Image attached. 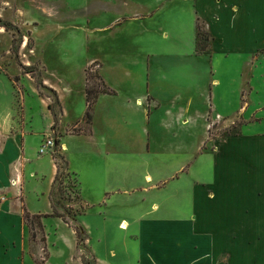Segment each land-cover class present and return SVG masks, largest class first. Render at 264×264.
<instances>
[{
	"label": "rangeland",
	"instance_id": "374dc122",
	"mask_svg": "<svg viewBox=\"0 0 264 264\" xmlns=\"http://www.w3.org/2000/svg\"><path fill=\"white\" fill-rule=\"evenodd\" d=\"M217 16H198L189 0H0V135L19 152L4 160L0 208L11 205L0 222V264H135L136 240L112 213L138 211L152 194L187 191L191 177L200 179L233 146L264 147V34L237 44L240 22L233 27L221 16L216 23ZM196 25L213 37L210 56L193 48ZM87 89L115 92L98 95L89 124ZM230 130L244 143L226 142L239 137H225ZM66 135L78 136L66 137L65 153ZM47 139L56 146L39 155ZM24 145L34 167L21 157ZM50 155L59 169L51 183ZM261 167L255 196L264 193ZM253 217L249 233L240 231L249 222L239 221L243 240L264 238V215ZM242 245L240 254L264 264L262 244Z\"/></svg>",
	"mask_w": 264,
	"mask_h": 264
},
{
	"label": "crops",
	"instance_id": "0c3cea01",
	"mask_svg": "<svg viewBox=\"0 0 264 264\" xmlns=\"http://www.w3.org/2000/svg\"><path fill=\"white\" fill-rule=\"evenodd\" d=\"M189 1L193 3V11L196 9L197 15L207 21H214L212 16L217 13L216 23H219L221 16L233 23V27L235 23L240 22L238 25H242V31H237L238 34L242 33V39L238 41L235 38L237 44L246 42L243 35L249 39V33L252 35V32L256 31L258 33L261 30V35L264 34V0ZM200 5L206 7L204 12L199 13ZM230 7L233 9H230ZM193 13L195 15V12ZM194 45L195 42L193 43V48H195ZM143 99L145 98H135L134 101L129 99L128 103L134 102L137 105ZM87 135V140L94 143L95 134L91 132V134ZM68 136L74 137L78 135H66L62 138L61 145L65 153L68 149L66 144V137ZM2 137L4 135H0V186L4 185L3 172L7 167L9 168V165H6L4 160L8 157L11 163L19 156L18 149L17 151L15 149L16 143L10 138L4 139ZM229 139H233L231 140L232 142L239 139L237 142L244 143L242 136L227 138L225 141L230 142ZM223 142H218L212 152L219 155ZM260 144H256L257 150L253 147L248 149L239 148L238 145L237 147L233 146L232 153L224 157L219 164L215 162L214 165L208 167L207 172H204L200 179L191 177L190 185L185 192L175 190L168 196L152 194L147 197L150 199L148 204L138 209V211L122 210L121 214L120 212L112 213L111 215H116L120 218L118 224L126 238L136 240V249L132 252L136 257L135 264L258 263L256 256L255 260H253L252 257L245 258V256L240 254V248L243 247L242 244L244 242L250 246L262 244V248H264V238L258 235L260 233L256 235L251 233L249 241H246L242 239V234L238 231L240 230L239 221L249 222L244 225L240 224L242 229L240 231L245 234L251 232L256 225L253 214L264 215V193H258L255 196L251 189V184L257 180L259 168L261 169V165H264V155L259 151V149L264 147L260 146ZM26 147L24 145V155L21 154V157L26 162L25 165L29 166L33 164V158L28 159L25 157L30 151ZM223 149L224 146L221 148L222 152ZM46 157L36 160V165L43 166L42 162L45 161ZM49 157L50 161L46 160V169L49 170V183H51L57 174V168L53 163L50 165V162L53 161L51 155ZM30 166L34 167V165ZM192 167L189 168L190 171L193 169ZM68 170L75 176L77 175L69 169V160ZM90 172L95 173L97 171L94 168ZM47 175L49 176V174ZM46 178L47 176L44 179ZM171 181L179 180L176 178ZM108 193L112 195L114 192ZM42 197L46 200L49 210L51 204L47 199L46 192L42 193ZM113 199L108 198L107 203L104 201V205H110ZM146 200L148 199H143V201ZM10 205L8 202L1 206L0 222H2V216ZM48 210L46 211L47 213ZM22 214H24V209ZM101 214H104V212ZM21 217L23 219V216ZM13 219L18 221L21 229L20 210L16 215H13ZM80 223L79 221L78 227L80 226L81 229L85 230ZM263 229L260 232H264Z\"/></svg>",
	"mask_w": 264,
	"mask_h": 264
},
{
	"label": "trees",
	"instance_id": "16d2710c",
	"mask_svg": "<svg viewBox=\"0 0 264 264\" xmlns=\"http://www.w3.org/2000/svg\"><path fill=\"white\" fill-rule=\"evenodd\" d=\"M4 28H5V30L7 29L5 26H4ZM195 29H196V31H195L196 32V36H195V52L200 54V55L210 56L212 51L209 48V46H210L209 42L213 39V37L210 36V34L203 33L201 31V28L199 27V25H196ZM100 93L101 94H106V95H113L115 92L112 91V90H110V91L103 90L101 92H98L97 90L96 91L89 90V89L86 90V106H87L86 119H87V123L88 124L91 121L93 107H94V105H95V103H96V101L98 99V95ZM239 134H240L239 131L236 132V133H231V130H230L228 133L225 134V137L240 136ZM58 176H59V169L57 168V174H56L55 179ZM76 184L78 185L77 181H76ZM50 216L51 217L60 218L62 221H64V217L62 215H60V214H56L54 211H53V213ZM45 217H48V216L45 215ZM30 218H31L30 214L24 209V214H23L24 221H26V223H27V222L30 221ZM30 226H31V230H33L32 229L33 225H30ZM75 232H76L77 236H79V231L76 230ZM32 237L35 238V234L34 233H32Z\"/></svg>",
	"mask_w": 264,
	"mask_h": 264
},
{
	"label": "built area",
	"instance_id": "2783aa9c",
	"mask_svg": "<svg viewBox=\"0 0 264 264\" xmlns=\"http://www.w3.org/2000/svg\"><path fill=\"white\" fill-rule=\"evenodd\" d=\"M55 146H56V144H55V142H54V140H52V139H47L46 141H44L43 143H42V145L39 147V149H38V154L39 155H47V154H49L50 152H53V150H54V148H55ZM18 178L20 179V176L18 175L17 176V180H18ZM17 180L14 182V183H17Z\"/></svg>",
	"mask_w": 264,
	"mask_h": 264
},
{
	"label": "bare ground",
	"instance_id": "6f19581e",
	"mask_svg": "<svg viewBox=\"0 0 264 264\" xmlns=\"http://www.w3.org/2000/svg\"><path fill=\"white\" fill-rule=\"evenodd\" d=\"M124 228V227H123Z\"/></svg>",
	"mask_w": 264,
	"mask_h": 264
}]
</instances>
